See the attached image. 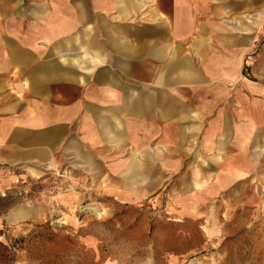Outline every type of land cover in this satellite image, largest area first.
I'll return each instance as SVG.
<instances>
[{
  "label": "crops",
  "instance_id": "crops-1",
  "mask_svg": "<svg viewBox=\"0 0 264 264\" xmlns=\"http://www.w3.org/2000/svg\"><path fill=\"white\" fill-rule=\"evenodd\" d=\"M88 35L99 62L81 79L68 42ZM9 86L30 101L27 124L14 132L49 145L58 127L31 123L42 103L48 119L78 107L85 142H99L104 158L117 155L120 135H137L117 121H142L134 146L144 149L118 174L110 165L105 182L135 188L144 180L129 168L158 141L149 157L160 166L191 158L187 200L212 199L217 185L225 198H264V0H0V88Z\"/></svg>",
  "mask_w": 264,
  "mask_h": 264
},
{
  "label": "rangeland",
  "instance_id": "rangeland-1",
  "mask_svg": "<svg viewBox=\"0 0 264 264\" xmlns=\"http://www.w3.org/2000/svg\"><path fill=\"white\" fill-rule=\"evenodd\" d=\"M28 95L0 88V264H264V198L250 200L252 206L225 198L217 185L212 199L187 200L191 158L184 167L169 160L160 166L149 157L160 152L158 141L146 143L148 160L137 154L154 172L135 188L105 182L110 165L118 174L144 149L134 139L143 122L117 121L137 135H120L117 155L104 158L99 142H85L78 107L66 119H48L46 103L36 108L33 129L58 127L51 145L14 132L31 115Z\"/></svg>",
  "mask_w": 264,
  "mask_h": 264
},
{
  "label": "bare ground",
  "instance_id": "bare-ground-1",
  "mask_svg": "<svg viewBox=\"0 0 264 264\" xmlns=\"http://www.w3.org/2000/svg\"><path fill=\"white\" fill-rule=\"evenodd\" d=\"M42 3V2H41ZM124 5V4H123ZM48 9V8H47ZM124 9V8H123ZM225 9V8H224ZM124 11H127V9H124ZM79 15H82L81 13L77 15V17ZM163 16V15H162ZM249 18V16H247ZM247 18V19H248ZM28 20V19H27ZM33 20V19H32ZM38 20V18H37ZM123 20V19H122ZM3 21V20H2ZM30 21V20H29ZM121 21V20H120ZM3 23V22H2ZM76 23H78L76 21ZM27 24V23H26ZM28 25V24H27ZM26 25V26H27ZM34 25V24H33ZM44 26V25H43ZM62 27V26H61ZM72 27V26H71ZM70 27V28H71ZM74 27V26H73ZM26 29V28H25ZM64 31V30H63ZM62 31V32H63ZM4 32V30H3ZM68 32V31H67ZM54 37V36H53ZM75 45H73L72 40L70 42H68V47L72 48V51L75 52H79V56L78 54L72 56L70 58L71 62L76 65L77 69H79L80 71V76L81 79H83L84 76H90L92 74H94L92 71H94L96 68L97 63L99 62V51L96 49V42L94 41V39L91 36H87L85 39H81V38H75ZM64 61H66V58L63 57ZM69 60V59H68ZM67 60V61H68ZM69 62V61H68ZM116 146V145H115ZM87 163V162H86ZM130 170H135L138 171L140 176L142 177V180H145V177H148L149 172H151L150 169H148V167L145 166V163L142 161V163L140 162L139 164H137L136 169H131ZM125 168H123L121 171H124ZM120 171V172H121ZM153 171V170H152ZM119 172V173H120ZM125 174H127V172H125ZM125 180H122L121 182L123 183ZM140 196V195H139ZM235 198V197H234ZM93 209V208H92ZM91 210V209H90ZM17 212L20 211V209L16 210ZM16 211L13 212L14 214H16ZM21 212V211H20ZM95 212V211H94ZM98 214V212H95ZM112 215V214H111ZM110 219V218H109ZM114 219V218H113ZM114 222V221H113ZM122 225V224H121ZM207 234V233H206Z\"/></svg>",
  "mask_w": 264,
  "mask_h": 264
}]
</instances>
